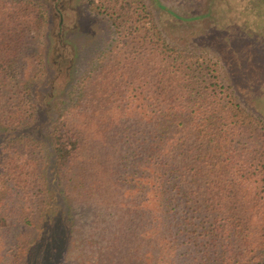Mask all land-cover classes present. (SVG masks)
Here are the masks:
<instances>
[{"label":"trees","instance_id":"trees-1","mask_svg":"<svg viewBox=\"0 0 264 264\" xmlns=\"http://www.w3.org/2000/svg\"><path fill=\"white\" fill-rule=\"evenodd\" d=\"M114 1L101 4L116 16L118 48L80 81L52 148L28 131L34 111L0 121V264H264V121L235 100L214 61L140 24L135 0ZM31 3L0 0L7 117L24 106L11 68L31 38L27 21L45 14ZM51 157L65 217L49 206ZM21 193L44 205L34 222L12 205ZM75 204L88 207L84 219ZM27 219L38 235L14 238Z\"/></svg>","mask_w":264,"mask_h":264},{"label":"rangeland","instance_id":"rangeland-1","mask_svg":"<svg viewBox=\"0 0 264 264\" xmlns=\"http://www.w3.org/2000/svg\"><path fill=\"white\" fill-rule=\"evenodd\" d=\"M29 1L40 3L45 14L27 21L31 38L22 43L11 68V91L19 95L24 106L14 107L15 112L9 117L2 111L0 121L15 119L23 110L34 111L35 125L28 131L37 134L46 149L52 148L51 132L60 113L74 103L82 78L96 69L103 56L111 55L110 49L118 48L116 16L101 4L105 1L112 6L115 1ZM138 2L145 6L146 14ZM134 3L138 7L133 18L138 17L145 27L151 26V32H160L175 48L214 61L222 83L235 100L264 121V0H135ZM121 56L118 54L116 58ZM28 93L32 94V104L23 97ZM55 165L51 157L48 177L55 187V198L49 206H61L54 207V211L58 209L55 214L65 217ZM20 198L12 203L18 216L28 215L34 222L33 217L44 205L39 204L34 194L24 197L21 193ZM71 212L79 220L88 215L89 209L75 204ZM28 219L14 227V238L22 231L29 232L31 237L38 235L39 229L27 223Z\"/></svg>","mask_w":264,"mask_h":264}]
</instances>
